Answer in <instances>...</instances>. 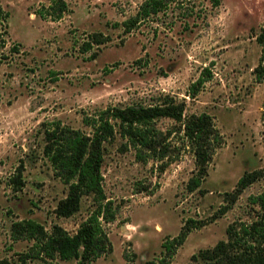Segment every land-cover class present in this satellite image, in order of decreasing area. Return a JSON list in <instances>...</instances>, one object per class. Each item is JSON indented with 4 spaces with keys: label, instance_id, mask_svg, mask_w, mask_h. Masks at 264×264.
I'll use <instances>...</instances> for the list:
<instances>
[{
    "label": "rangeland",
    "instance_id": "obj_1",
    "mask_svg": "<svg viewBox=\"0 0 264 264\" xmlns=\"http://www.w3.org/2000/svg\"><path fill=\"white\" fill-rule=\"evenodd\" d=\"M55 1L0 0V264H40L22 258L33 242L12 239L15 221L33 219L49 230L59 224L74 234L93 209L85 196L75 215L56 214L68 188L43 156L41 123L59 119L90 132L85 115L110 105H149L166 94L185 100L187 114H210L222 145L190 192L196 160L182 135H171L175 160L165 167L139 161L133 148L121 150L120 138L108 143L104 189L119 212L105 223L112 252L91 264L158 261L163 242L188 219L206 224L193 229L171 264H202L192 255L226 240L230 224L252 221L250 197L264 192V80L254 74L264 0H170L166 12L129 32L122 22L145 0H65L59 20L47 14ZM95 35L104 42H93ZM201 76L207 80L189 96ZM174 125L158 122L163 130ZM19 171L24 186L15 190L10 180ZM254 171L259 179L233 200L240 178Z\"/></svg>",
    "mask_w": 264,
    "mask_h": 264
},
{
    "label": "trees",
    "instance_id": "obj_2",
    "mask_svg": "<svg viewBox=\"0 0 264 264\" xmlns=\"http://www.w3.org/2000/svg\"><path fill=\"white\" fill-rule=\"evenodd\" d=\"M170 5V0H145L138 12L125 19L122 26L125 31H132L150 17L166 12ZM50 8L52 11L47 14L59 20L68 9V4L65 0H57ZM99 36H93V42L103 43ZM256 41L262 54L254 74L256 80L262 82L264 24L256 35ZM206 80L201 76L194 82L189 96L195 97ZM161 119L172 120L174 127L168 130L159 128ZM83 122L90 132L66 125L59 119L43 121L40 127L44 138L43 156L49 161L56 177L68 188L66 196L55 209L56 214L62 217L75 215L81 209L85 196L92 197L93 209L74 234L59 224H53L49 230L33 219L15 221L12 224V239L33 242L29 251L21 254L24 260L37 259L40 264H61V260L76 259L78 264H91L112 252L113 244L105 223L117 219L119 205L107 197L104 189L103 166L108 143L120 138L124 141L121 146L125 148L121 150L133 148L139 161L156 160L165 167L175 160V157H171L174 156L171 149L177 146L169 140L171 135H182L183 145L192 149L196 160V171L187 185L190 192L202 185L213 156L222 145V135L210 114H187L186 101L169 94L149 105H110L85 115ZM261 174V171L245 173L238 181L233 200L257 181ZM10 182L15 190L24 186L21 171L15 172ZM250 202L256 206L254 219L230 224L227 239L193 254V261L202 264H264V192L251 196ZM228 209L227 206L222 212ZM205 224L204 221L188 219L176 237L163 242L164 256L146 264H171L178 248L185 243L193 229Z\"/></svg>",
    "mask_w": 264,
    "mask_h": 264
}]
</instances>
